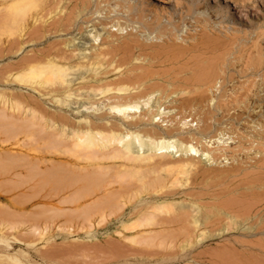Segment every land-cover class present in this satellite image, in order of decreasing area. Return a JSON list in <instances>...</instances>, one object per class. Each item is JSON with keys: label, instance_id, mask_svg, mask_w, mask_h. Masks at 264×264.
Returning a JSON list of instances; mask_svg holds the SVG:
<instances>
[{"label": "rangeland", "instance_id": "1", "mask_svg": "<svg viewBox=\"0 0 264 264\" xmlns=\"http://www.w3.org/2000/svg\"><path fill=\"white\" fill-rule=\"evenodd\" d=\"M96 1L93 0L95 3L88 6L89 8L85 7L86 10H83L82 7L75 9L76 14L80 10L83 12H80L81 16L75 14L78 17L76 18L80 24L79 26H83V31L80 30L82 32H79L77 28L71 34H63V36L55 38L52 34L49 36V33H47L49 30L37 31V26L41 22H39V16L53 10H51L53 4L50 5L53 0H0V26H3L0 27V121H2L1 123L5 122L0 123V264H264V236L260 233L261 215L258 212L264 204V189L260 186H251L242 182V180L248 181L246 179L249 178L253 181L254 178L250 173L255 174L258 170L261 171L258 174L264 176V170H260L256 166L251 167L253 162L251 159L255 158L250 157L251 154L254 156L256 151L264 154V140L262 139L264 137V0H203L202 8L194 10V12L196 11L194 14L193 10L189 12L192 16L187 14L188 9H186L188 2L192 0H162L165 2L162 6L157 0H107L110 1L109 3L106 0V2L98 0V7L95 6ZM62 2L63 5L61 6L65 7L64 2L66 3V1ZM69 3L67 2L66 5H69ZM140 7H142L141 9L144 8L145 11H141ZM48 8L50 9L47 10ZM218 10L226 13L227 23L216 15ZM39 11L40 13H38ZM63 11H66V9L63 8ZM49 13L52 14L53 12ZM51 14L50 17L46 14L49 19L45 17V23H48V20L51 22L54 15ZM138 15L143 18L142 21ZM82 16H85L86 19ZM101 16L105 21L99 18ZM2 17L5 19H2ZM198 17L201 18L203 23L204 18L208 19L212 25L222 28V32L229 31L227 34H230L229 37L232 38V41L228 43L231 50H229L230 55L227 57L229 68L226 77L209 84L208 91L207 89L202 90L204 88H197L198 85H192V83L182 80L175 81L169 77L163 80L164 78L160 74L165 72L159 68H163L165 71L171 69L168 68L169 65L164 66L159 61L162 55L165 56L164 54L161 55L160 53L161 56L158 55V59L155 57L158 50L163 51L162 53L166 50L165 54L168 52L166 55L172 56L175 53L170 48L176 49L174 56L179 53H181L179 55H182V51L185 49L184 45L195 43L192 40L195 34L200 39L198 33L203 24H199L202 23L199 22L200 19L195 20ZM99 19L101 25L106 24L104 27L92 23H96ZM195 21H198V25H195L197 24ZM35 26L38 36L39 33L43 34L42 40H40L41 35L37 38ZM108 32L116 37L111 38V34ZM171 32L174 34L168 36L172 34ZM86 34L87 40L82 38V35ZM75 36H78V38ZM106 36L110 38L108 39ZM174 36L178 37L180 41ZM73 37L74 39H72ZM235 37L239 39L237 40ZM64 38H67V40ZM68 38L74 40L76 45L79 43V48L76 46L77 50L83 47V50H85V47L92 49L89 47L91 44L93 49L99 44L101 49H103V46H106V48L108 46V49H110L109 42L114 43L116 39L120 43L119 49L121 47L122 49L119 51L116 48L119 43L116 44V41L114 43L117 46L113 49V58L110 57L111 60L113 59L112 62L109 61L110 65L108 61H106L108 64L105 61L101 62L109 57L100 58L101 63L98 62L99 60L95 61L101 64L100 67L104 64L105 67L102 66L104 69L100 68L98 70V67H96V70H98L96 71L94 68L97 64L94 67L91 65L88 69L95 70L92 72L94 74L90 75L91 70H88L87 82L78 83L74 87L79 86L78 88H81V85L86 87L85 85L89 83L86 88L88 89L92 84L95 87L94 90H96L97 96H90V93H94L93 90L81 89L82 91L77 92V94H82L80 95L82 97L78 96V98L77 95L72 93V96L75 95L73 99L72 96L69 97V91H64V85L53 80L50 83L44 82L51 76L41 65L31 66L30 70L28 66H21L23 56L27 57V55L35 54V51L43 47L41 43L45 40H48L46 41L47 45L55 39L63 40L61 47L66 48V42H69ZM76 38L77 40H75ZM121 38L124 40H121ZM172 38H174L173 41ZM118 39L120 40L118 41ZM104 40L105 42L110 41L101 42ZM129 40V43H123ZM167 41L172 42L171 45ZM200 41L202 42V39L198 40V42ZM224 41L225 39L222 36L216 38L214 41L215 46L223 48ZM180 42L182 43L180 44ZM209 42L208 45H213L211 40ZM178 43L183 48H180ZM126 44L125 51L127 52L123 53ZM130 44L136 46H134L135 49H132L133 46L130 48L133 53L127 50ZM141 44L146 45L148 48L142 45L143 48ZM163 44L166 46L165 49L164 46L159 47ZM167 44L170 45H168L170 47L168 48L172 55L167 50ZM37 47L38 49H36ZM88 48L85 50L87 53L90 52ZM99 49L91 51L94 54L99 52ZM181 49L183 50L180 52ZM153 52L155 55H153ZM125 54L127 57L122 56L123 58L126 57L125 61L121 62L123 60L121 57V60L119 59L120 63L117 59L120 55ZM146 56L150 57L149 59L155 57L151 59L154 62L152 63ZM144 58L153 65L150 67V64L146 63ZM116 60L118 63L115 67H121L122 64L126 67L123 65L124 67L119 69L118 72L113 65V69L117 71L115 73L113 69L109 68L110 66L112 68V63L115 64L114 61ZM126 60L129 61L127 62L128 65H126ZM156 60L162 65H157L159 62ZM132 64L137 67L140 64L145 66L144 70L142 69L143 74L153 71V75L148 73L151 74L153 79L144 77L143 84H140L139 81L135 84L136 79L133 78L134 81L131 83L133 79L126 77V75L130 74L132 76L134 74L131 73L132 71L136 74L141 71L137 67L133 69ZM147 67L152 68V70L146 71ZM127 68L130 73L126 71ZM157 68L158 70H156ZM166 68L168 69L166 70ZM104 70L111 73L104 74ZM84 71L87 72V69ZM144 71L146 72L144 73ZM96 72L98 73L97 77L92 78ZM99 76L102 78L99 79ZM116 76L131 79L126 82L127 79L125 81L124 78H121L123 80L122 86L125 81L124 85L129 86V90L132 91L128 90L126 92L128 88L124 90L125 86L123 88L120 85V80L114 78ZM105 81L107 83L111 81L112 86L109 89L105 87L106 90L101 93L108 91L110 92H107L109 95L104 92L108 97L111 94L122 97L124 93L120 92L125 91V94L132 98H126L127 95H124L125 100H122L114 96L118 99H114L117 100L115 102L102 94L103 98L99 93L101 88L105 89L102 86L104 85L102 83H106ZM115 81L118 82L119 87L112 84L113 82L115 84ZM107 83L105 86L108 85ZM40 84L41 86H39ZM98 85L102 87L97 89ZM140 85L142 88H137ZM145 85H147L146 88ZM151 85H158V87L155 89V86L152 87ZM91 87L90 90L93 89ZM116 87L119 88H117V91L120 90V87L122 90L117 93L112 89ZM153 88L155 91L152 93L151 89ZM162 88H164L165 93H162ZM110 89L113 91H109ZM146 89L147 91L149 89L150 95L145 93L143 96L142 93L147 92ZM201 90L204 91L205 95L202 94ZM85 91L89 92V95ZM160 91H162L163 97ZM132 94L134 95L132 96ZM159 95L161 99L163 98L162 100L159 99ZM143 97H145L144 101H140V98L143 99ZM147 98L150 101L146 100ZM36 100L39 102L35 103ZM119 100L125 101L123 105L132 102V105L129 106L130 111H127L129 114H126L130 121L135 122V118L140 116L139 119L141 120L151 113V118L146 116L148 119L150 118V121L144 118L145 121L142 119L143 121H140V124L135 127H128L130 128L128 129L123 125L126 120L121 115H114L110 109H107L115 105L112 104L113 101L116 105H120ZM4 101L7 102V106L5 105L3 109ZM65 101L69 103L72 101V105ZM74 101L79 104H74ZM109 102L112 105H109ZM134 103L137 106L134 107ZM27 107H32V109ZM84 107L86 108L82 111ZM149 107H152L153 113L151 109L149 110ZM145 111L146 113H144ZM154 111L156 114H154ZM112 119L115 120L116 124L119 122L120 126H123L121 132H138L140 129L144 130L147 127V130H149L153 127L155 131L153 129H150V131L144 130L146 134L150 133L144 138L141 136L145 133H140V139H146L148 135L150 137L148 136L147 139H151L152 136L156 135L153 132H160L157 134L161 135L164 141L170 143L172 153L166 155L168 156L166 160H164L166 156L164 159L157 156L154 161L133 159L123 152L117 153V156L112 159H104L100 158L95 139L82 134L79 137L74 135L75 130L87 128L84 127L86 121L110 124L113 123ZM118 130L120 131V127ZM143 130L139 132H143ZM151 130L153 131L152 134ZM115 131L117 132V129ZM233 132L232 136L231 133ZM135 134L139 135V133ZM161 136H158V138ZM155 137L154 140L158 139ZM221 137L224 139L223 144H221V141H223ZM226 137L230 138V140L227 139L228 142L225 141ZM247 137L250 142L253 140L254 144H249ZM257 137H260V139H257L255 143L254 139ZM160 140L158 139V141ZM240 140L242 141L240 142ZM234 141L240 143L239 145L242 143V148L247 142L246 146L249 144L254 147L251 148L253 149L251 153L250 151L248 153L246 149L247 153L242 152L244 148L241 150V153L246 154H240V159L243 160L248 155L251 158L248 161L246 157L244 160H247L248 163L244 161L242 164V161L241 165L243 166L240 165V159H237L240 150L239 153L237 151V154L235 147L232 146H238ZM230 142L232 143L230 144ZM225 143H229L228 145L233 148L229 152L234 150L233 154L235 152L237 158L228 152L229 146ZM224 144L228 148L222 146ZM246 146L244 145L245 148H247ZM221 147L232 154L226 155L233 156L238 161L234 160L235 158L228 159L227 156L222 155L223 149ZM241 147L240 149H242ZM236 149L238 150L239 147ZM148 150L147 146H143L139 148L138 152H135V155L148 154L150 151ZM237 162H239V165ZM164 163L168 164L164 166ZM232 164L235 167L234 165L232 167ZM236 166H239V169ZM211 167L216 168V170L213 171ZM228 167L234 168V173L237 168L236 173H238L232 174L233 171L228 169L231 173L225 171L224 181L220 180L221 183L218 182L219 180L217 181L216 178H220V176L218 177L216 171ZM241 167H243L242 170H240ZM200 168H206L209 172L213 171L212 176H206V178H209L208 182L204 178L205 175L203 176L207 171L205 172L203 169L199 174ZM245 171L248 172L246 177H244ZM209 172L208 174L211 175ZM220 174L222 176L223 173ZM241 174L244 175V178L241 177ZM258 174L253 176L257 178ZM226 175L231 178L226 177ZM238 177L241 179L239 180ZM211 178L218 183L214 185ZM230 179L231 182H229ZM225 180L227 181L225 182ZM240 181L242 184L236 185ZM252 181L249 179L248 182L253 183ZM227 182L230 184H226ZM203 185H209L210 189L208 186ZM213 186L217 188L214 189ZM233 186L239 188L241 186L242 194L245 190L246 195L241 196V193V195H238L241 189L239 190L236 187L233 190ZM206 188L207 190H205ZM248 188L251 190L255 188L254 193L253 190L250 191ZM217 189L219 193L212 195L213 192L216 194ZM220 190H223V193ZM224 190H226V193ZM228 192H231L232 195ZM218 194L220 196L225 195L220 197ZM190 195L192 197L189 198ZM233 195L238 196V200H235L239 206H234L235 203H232L235 202L234 198H236ZM222 202L231 203L232 208L237 210L228 215L230 217L232 215L233 217L238 216L237 218L234 217L236 218L235 222L233 221L234 223L226 215V217L218 216L219 219L222 217L223 220H218L216 217L215 228L210 227V224L201 227L195 225V223L200 225L201 221L199 220L201 218L204 219L208 216L209 220H214L213 217L220 215V203ZM198 208L199 211H197ZM247 208L252 211L246 213ZM190 210L191 213L186 215L193 217L189 219L187 217L186 221L184 218L183 221V217H186L185 211L190 212ZM257 212L260 216L256 215ZM197 213L198 216H196ZM180 214L185 216H182L181 219ZM201 214L206 217L204 215L201 217ZM178 215L180 218L178 217L176 224H165L164 226L165 218L171 219ZM196 218L200 219L195 220V223L191 222ZM161 219L164 222L160 221V225L158 220ZM180 219L182 224H179L181 223ZM220 221H222L221 224ZM155 222L160 226L154 227V225H151ZM140 223L141 226H145L139 227ZM193 224L197 227L194 228ZM217 224L221 226L219 225V227ZM252 225L253 227H251ZM125 226H129L130 229L126 227V229L128 228L126 231ZM228 228L230 229L228 230ZM161 230H166V232H160ZM154 232L155 235H165V233L171 235L170 233H174L177 234V237L173 238L171 235L168 238H158L156 236V239H149L154 235L149 236L148 234ZM201 234H204V236H201ZM198 253L199 257H197Z\"/></svg>", "mask_w": 264, "mask_h": 264}, {"label": "bare ground", "instance_id": "2", "mask_svg": "<svg viewBox=\"0 0 264 264\" xmlns=\"http://www.w3.org/2000/svg\"><path fill=\"white\" fill-rule=\"evenodd\" d=\"M43 1V0H42ZM49 1H51V0H49ZM62 1H66V3L68 2H70L69 3V5H68V7L67 8H65L67 5H66V3L64 2V4H65V7H63V6H61V5H63V4H61V3H63ZM98 1V0H97ZM96 1V7H98L97 5H99L98 3L99 2H97ZM100 1H102V0H100ZM105 1V0H104ZM107 1V0H106ZM105 1V2H106ZM157 1H159V3L161 4V6L162 5H164L165 4V2L164 1H162V0H157ZM110 1H107V3H109ZM51 3L53 4V5H51ZM92 3H95V2H93V0H53V2H50V5L52 6H50L51 7V10L52 11H49V12H53L52 14H54L53 15V18L51 19V22H49V20H48V23H45L44 22V20L47 18V19H49V17H50V14L51 13H47V12H45L44 10H41V11H43V12H45V13H43V15H45V16H39L40 18V20H39V24H38V26H37V31H46V30H49V32L47 31V33H49V36H50V34H52V35H54V37L55 38H58V37H60L61 35L63 36V34H65V35H68V34H71L72 33V31L74 30L75 31V29H77L78 28V30H79V32H82L83 30H82V28H83V26L82 27H80L79 25V22H78V20H77V16L80 14V12H81V10L79 11V12H77V14H76V12H75V9H78V7H82V8H84L83 10H86L85 9V7H88V6H90ZM203 3H204V1L203 0H192V1H189L188 2V4H187V8L186 9H188V15H190V16H192L191 15V13H189L190 11L192 12V10H193V14L196 12H194V10H199L200 8H202L203 7ZM47 4H49L48 2H47ZM47 4H46V6H47ZM178 4H181V3H178ZM93 5V4H92ZM45 6V7H46ZM44 7V8H45ZM152 7V6H151ZM63 8L64 9H66V11H63ZM89 8V7H88ZM142 7H140V9H141ZM184 8H185V6H184ZM50 8H48L47 10H49ZM80 9V8H79ZM144 9V8H143ZM143 9H141V11H145V9L143 10ZM78 11V10H77ZM100 11V10H99ZM157 11V10H156ZM75 12V13H74ZM38 13H40V11L38 12ZM81 13H83V12H81ZM46 14H48V16L49 17H47L46 16ZM51 14V15H52ZM77 16H76V15ZM6 15V14H5ZM41 15V14H40ZM142 16H143V14H141ZM216 15L217 16H219V18L220 19H222L223 20V22H228V18H227V15H226V13H224V11H222V10H218V11H216ZM80 16H81V14H80ZM97 16H99V15H97ZM139 17H141L140 15H138ZM3 17H5V16H3ZM2 17V19H5V18H3ZM8 17V16H7ZM46 17V18H45ZM77 17V18H76ZM84 17V19H86L85 18V16H82V18ZM99 18H101L102 19V16L101 17H99ZM104 18H106V17H104ZM142 18V17H141ZM140 18V20L142 21L143 20V18L141 19ZM167 18V17H166ZM169 19V18H168ZM201 20V18H199L198 17V19H196L195 18V20ZM205 19V21H204V23L202 22V20L200 21L199 20V22H202V23H199V24H203L202 25V27H201V29H200V31H199V29H198V31H199V35H200V39L198 38V35H196L195 34V37H192V40H194V42L195 43H189V45H187V46H183V47H185V49H184V51H182L183 49H181L180 50V52L182 51V55H179V54H181V53H179V51H177L179 54L177 55V56H174L175 54H176V52H175V50L176 49H172V48H170L169 46L171 45L170 43H172V42H168L167 41V43H169V44H167V48L169 47L170 49H171V51L173 50L174 51V53L175 54H173L172 55V52H170L169 51V48L167 49L169 52H170V54L172 55V56H169V55H166V54H168V52L165 54V51L166 50H164V53H162L163 51H161L160 52V50H158V51H156V55L154 54V52H153V55H155V57H156V59H158L159 57H158V55H160V53H161V55L162 54H164L165 56H161L160 58H161V60L159 59V61L164 65V66H168V68H170L169 70L170 71H168L167 69L168 68H166V70L167 71H165L163 68L161 69V68H159L160 70H162L163 72H165V73H159L160 75H161V77H163V78H161V79H163V80H166L167 79V77H169V78H171V80L173 79V80H175V81H179V80H182V81H184V82H188V83H192V85L193 84H195V85H198L199 87H197V88H200V89H202V88H204V89H202V90H205V89H207V91H208V88L207 87H209V84H212V83H214L216 80H218V79H220V78H225L226 77V74H227V70H228V68H229V63H228V59H227V57L230 55L229 54V50H231V46L228 44L229 42H231L232 41V38H230L229 36H230V34H227V32H229V31H226V32H222V28H217L216 26H214V25H212L211 23H210V21L208 20V19H206V18H204ZM83 20V19H82ZM96 20H98V19H96ZM96 20H94V21H96ZM103 20V19H102ZM46 21V20H45ZM99 21H100V19H99ZM99 21H96V23L95 22H92V23H94V25H96L97 24V26H98V24L100 25L99 27H101V26H105L106 24L105 23H103V24H105V25H101L102 23H101V21L99 22ZM103 21H105V19L103 20ZM37 22H38V20H37ZM88 22H90V21H88ZM197 22V24H195V25H198V21H195V23ZM80 23H81V21H80ZM91 23V24H92ZM5 24V23H4ZM3 24V25H4ZM48 24V25H47ZM82 24H83V22H82ZM86 25H87V23H85ZM84 24V25H85ZM36 26L34 27V29L36 28ZM88 26V25H87ZM0 27H3V26H0ZM92 27V26H91ZM94 27H96V26H94ZM81 28V29H80ZM85 28V27H84ZM87 28V27H86ZM96 29V28H95ZM196 29V28H195ZM78 30H77V32H78ZM80 30H82V31H80ZM86 30V29H85ZM91 30H94V29H91ZM197 30V29H196ZM35 31H36V29H35ZM36 31V32H37ZM96 31V30H95ZM223 31H225V30H223ZM51 32V33H50ZM42 33V32H41ZM46 33V32H45ZM47 33H46V35H47ZM84 33V32H83ZM85 33H86V31H85ZM108 33H110V32H108ZM172 33V32H171ZM77 34V33H76ZM75 34V35H76ZM100 34V33H99ZM98 34V35H99ZM111 34V33H110ZM129 34V33H128ZM174 33H172V34H170V35H168V36H172ZM40 33H39V36H38V32H37V38H39L40 37ZM43 35V34H42ZM41 35V38H40V40H42L43 38V36ZM79 35V34H78ZM101 35V34H100ZM99 35V36H100ZM112 35V34H111ZM110 35V37L111 38H113L114 36L112 35L111 36ZM87 36V34L86 35H82V38H87L86 37ZM97 36V35H96ZM128 36V35H127ZM194 36V35H193ZM203 36V37H202ZM223 37L224 39H225V41H224V47L223 48H219V47H217V46H215V43H214V41H215V39L216 38H218V37ZM36 37V36H35ZM48 37V36H47ZM52 37V36H51ZM50 37V38H51ZM75 37H77L78 38V36H75ZM89 37V36H88ZM95 37V36H94ZM107 38H108V36H106ZM109 37V38H110ZM116 37V36H115ZM114 37V38H115ZM36 38V39H37ZM53 38V37H52ZM77 38L75 39V40H77ZM91 38V37H90ZM99 38H101V37H99ZM107 38H105V39H107ZM108 38V39H109ZM117 38H119V37H117ZM122 38H124V37H122ZM121 38V40H124V39H122ZM168 38V37H167ZM174 38H177L178 39V37H176V36H174ZM174 38H172V41H173V39ZM190 38V37H189ZM203 38H204V41H203ZM206 38V39H205ZM236 38V37H235ZM47 39V38H46ZM62 39H63V37H62ZM64 39H66L67 40V38H64ZM71 39V38H70ZM72 39H74V37L72 38ZM69 40V38H68V40H69V42H66V48H62L61 47V45H63L62 44V41H60V39H55L54 41H52V42H50L49 43V45H47V43H46V41H48V40H45V42H43V43H41V45H43V47H40V49H38V47L36 48V49H38L37 51H35V54H30L31 56H28L27 55V57H25V56H23L24 58H23V61H21V66H28V67H30L29 68V70L31 69V66L33 67V66H35V65H41L42 67H43V69L44 70H46L49 74H50V78H48L47 80H45L44 82L45 83H50V82H52V80L53 81H56V82H58V83H60V84H62V85H64V91H69L70 93H69V97H71L73 94H75V95H77L76 97H82V96H80V95H82V94H77V92L79 93V91L81 92L82 90L81 89H85V90H89V91H94V93L92 94V93H90L91 95L90 96H97V94L95 93L96 92V90H94L95 89V87H93L92 86V84H91V88H93V89H91L90 90V87L88 88V89H86L87 88V85H89V83L87 84V85H85V83L87 82V77H88V75H87V73H88V70H91V69H88V67L90 68L91 67V65L94 67V65L95 64H97L96 66H95V70H96V67H98V70L100 69V68H103L104 69V64L102 65V66H104V67H100V65L101 64H99V63H103V61H105V63H107L106 61H108V63H109V65H110V60H111V58L110 57H112L113 58V54H114V48L117 46L116 44H118L119 42H117L116 40V44H114L115 43V41H114V43H111V42H109V46H110V49H108L109 47L107 46V48H106V46H103L102 44H101V46H103L102 48L103 49H106V50H103V49H101V47H100V44L99 45H94L95 47H97L98 49H99V52H97V53H94L93 54V52L91 51V50H93V51H95V49H96V51L98 50L97 48H95L94 47V49H93V45L91 46V45H89V47H91L92 49H90V48H88V47H85V50H86V48H88V49H90V52L92 53H90V52H86L85 50H83V48L82 49H78L77 50V47H78V45H79V43L76 45L75 44V41L74 40ZM84 39V40H85ZM95 39H96V37H95ZM101 39H103V38H101ZM127 39V38H126ZM176 39V40H177ZM181 39V38H180ZM202 39V42L200 41V42H198V40H201ZM237 40L239 39V38H236ZM65 40V41H66ZM79 40V39H78ZM87 40V39H86ZM91 40V39H90ZM98 40V39H97ZM111 40V39H110ZM110 40H107V41H110ZM120 39H118V41H119ZM128 40V39H127ZM169 40V39H168ZM170 40H171V37H170ZM212 41L213 42V45L211 44V45H208V44H210V42L209 41ZM236 40V41H237ZM38 41V40H37ZM51 41V40H50ZM82 41V40H81ZM95 41V40H94ZM106 41V42H107ZM178 41H180L179 39H178ZM181 41H184V40H181ZM190 41H191V39H190ZM86 42V41H85ZM99 42H100V40H99ZM101 42H105V40L104 41H101ZM105 42V43H106ZM121 42V41H120ZM123 42V41H122ZM130 42V40L128 41V42H126V41H124L123 43H129ZM209 42V43H208ZM12 43H14V42H12ZM12 43H11V45H12ZM15 43H17L16 41H15ZM14 43V44H15ZM64 43V42H63ZM72 43H74V44H72ZM122 43V44H123ZM182 42H180V44H181ZM13 44V45H14ZM179 44V43H178ZM179 44V46H180V48L182 47L181 45ZM119 45H120V43L118 44V47H116L117 48V50L119 51V50H121L122 49V45L120 46L121 48L119 49ZM124 45V44H123ZM131 45V44H130ZM129 45V47L127 48V50L128 51H130V52H132V49H135L134 48V46L133 45H131L130 46ZM138 45H140V44H138ZM138 45H137V47H138ZM143 44H141V46H142ZM169 45V46H168ZM65 46V45H64ZM63 46V47H64ZM77 46V47H76ZM87 46V45H86ZM126 46H127V44L125 45V47L123 48L124 49V51H125V48H126ZM132 46H133V48H132ZM144 46V45H143ZM142 46V47H143ZM164 46V49H165V45L163 44V45H159V47H163ZM105 47V48H104ZM136 47V46H135ZM144 47H146V45L144 46ZM143 47V48H144ZM182 47V48H183ZM79 48V47H78ZM130 48H132L131 50H130ZM140 48V47H139ZM146 48H148V47H146ZM87 49V50H88ZM142 49V48H141ZM116 50V49H115ZM138 50H140V49H138ZM137 50V51H138ZM177 50H179V49H177ZM240 50V49H239ZM89 51V50H88ZM142 51V50H141ZM113 52V53H112ZM116 52V51H115ZM127 51H125V52H123V53H126ZM158 52V53H157ZM120 53H121V51H120ZM119 53V54H120ZM133 53V52H132ZM132 53H131V55H132ZM108 54H110V55H108ZM117 54V53H116ZM129 54V53H128ZM127 54V55H128ZM144 54H146L145 52H144ZM150 54V53H149ZM103 55V56H102ZM118 55V54H117ZM116 55V56H117ZM151 55V54H150ZM105 56V57H104ZM122 56H126V54L125 55H120L119 56V58H118V56H117V60L119 61V59L122 57ZM102 57H104V58H102ZM110 59H109V58ZM127 57V56H126ZM126 57H122L123 58V60H121V62H123V61H125L124 59L126 58ZM129 57V56H128ZM147 57V56H146ZM154 57V58H155ZM179 57V58H178ZM100 58H102V59H105V58H108V59H105V60H102L101 62H100ZM148 59L150 58V57H147ZM154 58H151V59H154ZM128 59V58H127ZM130 59V58H129ZM145 59V61H146V58H144ZM143 59V60H144ZM151 59H149L151 62H152V60ZM22 60V59H21ZM99 60V61H98ZM113 60V59H112ZM112 60H111V62H112ZM114 61V63L115 64H113L112 63V68H111V66H110V68L109 69H113V65H114V69H117V71L119 70V69H122V67H124L125 65L124 64H120L121 65V67H119V66H116L115 67V65H117L116 63H118V61ZM95 61H98L99 63H97V62H95ZM157 62H159L158 60H156ZM120 62V61H119ZM120 62V63H121ZM127 62H129V61H127L126 60V63ZM131 62V61H130ZM148 62V64H150L149 63V61H146V63ZM154 62V61H153ZM152 62V63H153ZM156 63L155 62V64H157V65H159V64H161V63ZM107 63V64H108ZM143 64V63H142ZM161 64V65H162ZM99 65V66H98ZM124 65V66H123ZM126 65H128V63L126 64ZM133 65V64H132ZM132 65H130L131 67H132ZM141 65V64H140ZM140 65H138L139 67H137L136 65H133V69H135L136 67H137V69L139 68V69H141V71H142V69L144 70V67L145 66H142L141 68H140ZM145 65V64H144ZM147 65V64H146ZM151 65H153V64H150L149 66L151 67ZM108 66V65H107ZM107 66H106V68H107ZM118 67V68H117ZM126 67V66H125ZM128 67V66H127ZM135 67V68H134ZM87 69V72L86 71H84L85 69ZM165 68V67H164ZM84 69V70H83ZM109 69L107 68V70L109 71ZM113 69V70H114ZM131 69V68H130ZM129 69V70H130ZM136 69V71H138ZM94 70V71H95ZM98 70H96V71H98ZM107 70H104V74H108V73H111V72H107ZM113 70H111L112 72H113ZM146 71L147 70H152V68H150L149 69V67H147L146 69H145ZM156 70H158V68L156 69ZM159 70V71H160ZM94 71H90L89 73H90V75L91 74H94V73H92V72H94ZM106 71V72H105ZM115 71V73L117 72L116 70H114ZM125 71V70H124ZM126 71H128V68H127V70ZM139 72V74H136L135 72H131V73H134L132 76H130V74H127L126 72V77L128 76V78H135L136 80H135V84L139 81V83L141 84L143 81H144V77H151V74H148V73H152V75H153V71H149L148 73L146 72V71H144V73L145 74H143V71L142 72ZM161 71V72H162ZM119 72V71H118ZM123 72V71H122ZM129 72V71H128ZM157 72V71H156ZM155 72V74H157ZM88 73V74H89ZM114 73V72H113ZM130 73V72H129ZM141 73V74H140ZM120 74H121V72H120ZM158 74V75H159ZM89 75V76H90ZM97 75H98V73L96 72V74L95 75H93V77L92 78H96L97 77ZM103 75V74H102ZM125 75H124V77H125ZM158 75H156L157 77H159ZM120 76V75H119ZM119 76H116V77H114L115 79H118V80H120V85L122 86V82H123V80L121 79V78H124V77H119ZM154 77V76H153ZM156 77V78H157ZM102 77L101 76H99V79H101ZM106 78V77H105ZM166 78V79H165ZM114 79V80H115ZM126 79L127 78H124V80L126 81ZM138 79H141V80H138ZM143 79V80H142ZM151 79H153L152 77H151ZM122 80V81H121ZM131 79H127V81L126 82H129ZM84 81H86L85 83H84V85L86 86V87H82V85H81V88H78V87H76V88H74L75 87V85H77L78 83H83ZM109 81V80H108ZM125 81H124V84H125ZM133 81H134V79L131 81V83H133ZM141 81V82H140ZM43 82V83H44ZM106 82V81H105ZM145 82H146V80H145ZM156 82V81H155ZM158 82V81H157ZM171 82H173V81H171ZM181 82V81H180ZM179 82V83H180ZM107 83V82H106ZM106 83H102V84H104V85H102V86H104V88L106 87V88H110L112 85H111V81L109 82L110 83V85H109V83H107L108 85L107 86H105V84ZM138 83V84H139ZM113 85H117L118 84V82L116 83V81H115V84H114V82L112 83ZM123 84V86H125ZM127 84V83H126ZM137 84V85H138ZM143 84V83H142ZM120 85H117L118 87L120 86ZM175 85H176V83H175ZM179 85V84H178ZM181 85V84H180ZM39 86H41V84L39 85ZM102 86H99L98 85V87H96L97 89L99 88L100 89V87H102ZM122 86V87H123ZM146 86L147 85H145V88H146ZM152 87L153 86H155L154 88L156 89V87H158V85H151ZM187 86H188V84H187ZM118 87H116V88H112L114 91H116L117 93H118V91L120 92L122 89H121V87H120V90H118L117 91V88ZM141 87V85L139 86V87H137V88H140ZM151 87V88H152ZM78 88V89H77ZM106 88L105 89H103V88H101V91H100V95L102 96V94L104 95L105 93H107L108 91H104L103 93H101L103 90H106ZM124 88V87H123ZM126 88H128L127 90H126V92L129 90V86H125V88H124V90L126 89ZM142 88V87H141ZM149 88V87H148ZM153 88V89H154ZM119 89V88H118ZM153 89H151V91H152V93H153V91H155V89L153 90ZM163 89V92L162 91H160V93L162 92V93H165L164 92V88H162ZM113 90H109V91H113ZM142 90V89H141ZM201 90V92H202V94H204L203 92L204 91H202ZM130 92L132 91V90H129ZM146 91H147V89H146ZM75 92V93H74ZM84 92V91H83ZM125 91H123V92H120V93H124L123 94V96L120 98V97H118L117 95H114V96H117L119 99H122V100H125V96L124 95H127V97L126 98H130L129 96H128V94H125L126 93ZM139 92H140V90H139ZM138 91H136V93L137 94H139V95H141L140 93H139ZM150 91H149V89H148V91L147 92H143L142 93V95L144 94L145 95V93H146V95H148L147 93H149ZM73 93V94H72ZM85 93L87 94V95H89V92H86L85 91ZM97 93H98V91H97ZM108 93H110V92H108ZM107 93V94H108ZM129 93V92H128ZM135 95H136V93L135 92H133ZM155 93V92H154ZM159 93V94H160ZM161 93V94H162ZM205 93H206V91H205ZM134 94H132V96L134 95ZM160 94V95H161ZM201 94V95H202ZM75 95L74 96H72L73 97V99H74V97H75ZM109 95V94H108ZM142 95H141V97H142ZM143 95V96H144ZM149 95H150V93H149ZM160 95H159V99L160 100H162L161 98H160ZM205 95V94H204ZM204 95H202V96H204ZM68 96V95H67ZM90 96H87L88 98L90 97ZM107 95L105 94V97H106ZM113 95L111 94V96L110 97H108V98H110V100H114V99H117L116 97H112ZM130 96H131V94H130ZM137 96V95H136ZM166 96V95H165ZM78 97V98H79ZM103 97V96H102ZM101 97V98H102ZM123 97H124V99H123ZM147 97V96H146ZM162 97H163V94H162ZM29 98V97H28ZM77 98V99H78ZM91 98V97H90ZM92 98H94V97H92ZM104 98V97H103ZM108 98H106V99H108ZM112 98V99H111ZM132 98V97H131ZM130 98V99H131ZM138 98V97H137ZM144 98L145 97H143V99L142 98H140V101L141 100H143L144 101ZM149 98H150V96H149ZM168 98V97H167ZM203 98V97H202ZM30 99V98H29ZM38 99V98H37ZM67 100H68V98H66ZM72 99V98H71ZM70 99V100H71ZM136 99V98H135ZM158 99V100H159ZM165 99V98H164ZM66 100V101H67ZM81 100V99H80ZM109 100V101H110ZM118 100V99H117ZM116 100V101H117ZM121 100V101H122ZM129 100V99H128ZM137 100V99H136ZM146 100H149L150 101V99H146ZM152 100V99H151ZM159 100V101H160ZM65 101V102H66ZM115 101V100H114ZM113 101V102H114ZM115 101V102H116ZM120 101V100H119ZM119 102L120 103V105H116V103H113L112 102V104H115V105H113L111 108H107V109H110V111H111V113H113L114 115H121L122 117H123V119L124 120H126L125 122L124 121H122V122H124V126H126L127 128L128 127H135L136 125H138V124H140L141 122L140 121H143L142 119H144V118H147L148 116H150L151 115V113H149V110L152 108V107H149V110L147 109V111H148V113L150 114V115H146V116H144V118H142L141 120L139 119L140 117H138V118H135V122H133L132 120L130 121L129 119V117L126 115V114H129V113H127V111L129 112L130 110V107L129 106H131L132 105V102H128L127 104H124L123 105V102H125V101H122V102ZM130 101V100H129ZM132 101V100H131ZM142 101V102H143ZM149 101H148V103H149ZM153 101V100H152ZM5 103H4V106H3V102L1 103V105L3 106V109H4V107H5V105H6V101H4ZM39 101L38 100H36L35 101V103H38ZM127 102V101H126ZM147 102V101H146ZM146 102H144V103H146ZM32 103V102H31ZM66 103H69V102H66ZM65 103V104H66ZM72 103V101L69 103V105H72L71 104ZM76 103V101H74V104ZM78 103V102H77ZM76 103V104H77ZM111 102H109V105H112V104H110ZM147 103V104H148ZM33 104V103H32ZM79 104V103H78ZM118 104V103H117ZM29 105V104H28ZM34 105V104H33ZM37 105V104H36ZM39 105V104H38ZM7 106V105H6ZM30 106V105H29ZM82 106V105H81ZM134 107L135 106H137V104L136 103H134V105H133ZM199 106H200V104H199ZM83 107V106H82ZM122 107H124V108H122ZM27 108H29V107H27ZM31 109H32V107H30ZM29 108V109H30ZM79 108H80V106L78 107V110H79ZM85 108L86 107H84V109L82 110V111H84L85 110ZM122 108V109H121ZM6 109V108H5ZM75 109H77L76 107H75ZM88 109V108H87ZM104 109V108H103ZM133 109V108H132ZM100 110V109H99ZM98 110V111H99ZM152 110V109H151ZM157 111V110H156ZM152 113H153V110L151 111ZM144 113H146V111L144 112ZM154 114H156V112L154 111ZM162 114V113H161ZM124 115V116H123ZM145 115V114H144ZM104 116V115H103ZM152 116V115H151ZM151 116H150V118H151ZM155 117V116H154ZM104 118H106V117H104ZM150 118L148 119V121H150ZM96 119H98V118H96ZM102 119V118H101ZM117 119V118H116ZM136 119H138L137 121H136ZM109 120H111V119H109ZM113 120V119H112ZM146 119H144V121H145ZM147 121V122H148ZM2 121H0V123H1ZM104 122V121H103ZM113 123H110V124H107V123H101V122H84V124H86L84 127H87L86 129H84V130H75L74 131V135H76L77 137H79L80 136V134H82V135H84V136H86V137H90V138H92V139H95L96 140V142H97V145H98V151H99V153H100V158H108V159H112V158H114V157H116L117 156V153H119V152H123V153H125L127 156H129L130 158H133V159H141V160H145V161H154V159L157 157V156H159V157H162L163 159L165 158V156L166 155H168V154H170V153H172V151L173 150H170L171 149V146H170V143L169 142H167V141H164L163 139H162V136L161 135H158L159 133L158 132H153V131H155L154 130V128L152 127V128H150V129H153V131L151 130V134H152V132L154 133V134H156V135H158V136H161V137H159L158 138V136L157 137H155L156 135H154V136H152L153 138H151V139H153L152 141V144H151V139H147V138H149L150 136V133H147V134H149L148 136H147V138L146 139H140L141 137H146V131H144L145 129L147 130V127L143 130V129H140V130H143V132H129V131H126V132H121L122 130H121V128H123V126H120V124H119V122H117L118 124H116L115 123V120H113L112 121ZM3 123H5V122H3ZM3 123H1V124H3ZM144 124V123H143ZM147 124V123H146ZM151 124V123H150ZM185 124H187V123H185ZM202 125H203V123H202ZM4 126H5V124H4ZM120 127V131L118 130L119 129V127ZM148 126V125H147ZM186 126V125H185ZM204 126V125H203ZM118 127V128H117ZM137 128V127H136ZM167 128H169V127H167ZM117 129V132L115 131ZM128 129H130V128H128ZM139 129V128H138ZM150 129L149 130H147V131H150ZM157 131V130H156ZM135 133H139V135H136ZM140 133H145L144 135H142L141 136V134ZM158 133V134H157ZM232 134H234V132L233 133H231V135ZM259 134V133H258ZM261 134V133H260ZM236 136H237V134H235ZM234 135V136H235ZM257 135V134H256ZM255 135V136H256ZM141 136V137H140ZM223 136V135H222ZM233 136V135H232ZM235 136V137H236ZM254 136V135H253ZM252 136V137H253ZM154 137L155 138H158V139H161L160 141H158V139H155L154 140ZM231 138H233V137H231ZM243 138H245V137H243ZM251 138V137H250ZM220 139V138H219ZM221 139L223 140V141H221V144H223V142H224V139L221 137ZM227 139H229L230 140V138L228 137H226L225 138V141H227ZM234 139V138H233ZM246 139H248V137L246 138ZM257 139H260V137L258 138H256V139H254L255 141V143H256V141H257ZM263 140H264V137L262 138ZM150 142H149V141ZM158 141V142H157ZM236 141V140H235ZM234 141V142H235ZM239 141V140H238ZM242 140H240V142H241ZM247 141H249V144H254L253 143V140L250 142V140L248 139ZM215 142V141H214ZM213 142V143H214ZM228 142V141H227ZM233 142V143H234ZM246 142V141H245ZM245 142H243V143H245ZM217 143H218V141H217ZM232 142H230V144H231ZM235 143H237L238 144V142H235ZM248 143V142H247ZM247 143H245L244 145L246 146L247 145ZM215 144H216V142H215ZM219 145H220V143H218ZM217 144V145H218ZM225 144H227V143H225ZM222 145V146H225V148H228V146H226V145ZM240 144V143H239ZM238 144V146H236V145H232L233 147H235L234 149L236 150V153H237V151H238V153H239V150H240V153L237 155V157L239 156V158H237L236 157V154H235V152H234V154H233V151L234 150H231L232 152H229V150L230 149H233L231 146H229V148H228V152L229 153H232L233 154V156H235L238 160L240 159V154H246L247 152H246V150H248V153H249V151H250V153L253 151V149H251L253 146H250L249 144H248V146H246L247 148H245L244 147V145H243V148H244V150H243V148L241 147V145H242V143H241V145H239ZM259 144V143H258ZM143 146H147L148 148H149V153H148V151H147V153L148 154H143V153H141V154H139V155H135V152H138V150H139V148H142ZM250 146V147H249ZM231 147V148H230ZM239 147V149L237 150L236 148H238ZM240 147L242 148V149H240ZM222 148V147H221ZM224 148V147H223ZM222 148V149H223ZM254 148V147H253ZM185 150H186V148H185ZM241 150H243L242 152H246V153H241ZM252 150V151H251ZM255 150V149H254ZM179 151H180V149H179ZM227 150L225 149H223V151H222V155L224 154L225 156H227L228 157V159H232L233 158V156L232 157H229V155H232V154H229L228 152H226ZM224 152V153H223ZM226 152V153H225ZM256 154L253 156V154H251V158H255V159H251L250 157H248V156H246L247 157V159H248V161L251 159L252 161H250V162H252L251 163V167H253V166H256V168H259L260 170H264V154H261V153H259V152H255ZM226 154H229V155H226ZM167 157L168 156H166V158L164 159V160H166L167 159ZM234 157V158H235ZM242 157V156H241ZM245 157V158H246ZM233 158V159H234ZM236 158L234 159V160H236ZM243 158V157H242ZM244 158V159H245ZM163 159H162V161H163ZM242 160V159H240V165H241V162H242V164L244 163V161H246L247 162V160ZM161 160V159H160ZM238 160H236V161H238ZM202 161V160H201ZM200 161V162H201ZM236 161H235V163H236ZM165 162H168V161H165ZM239 162H237L238 163V165H239ZM249 162V163H250ZM169 163V162H168ZM168 163H164V166L165 165H167ZM230 163H233V162H230ZM234 163V164H235ZM248 163V162H247ZM157 164H158V162H157ZM234 164H232V167H233V165ZM246 164V163H245ZM162 165V164H161ZM249 165V164H248ZM241 166H243V165H241ZM162 167V166H161ZM231 167V166H230ZM230 167H228L227 169L226 168H221V169H223V170H220V171H222V172H220V171H216V174H218V177L220 176V178H222V179H220V178H216L217 179V181L218 182H220L221 183V181L220 180H222V181H224L223 179L225 178V175H224V173H225V171H227V172H229L230 170H228V169H231V171H233V173L232 174H237L236 173V171H238L237 170V168H236V170H235V173H234V168H230ZM234 167H235V165H234ZM236 167H238V169H239V166H236ZM249 167V166H248ZM162 168H164V167H162ZM212 169H213V171H214V169L216 170V168H214V167H211ZM242 168L243 167H241V169L240 170H242ZM255 168V167H254ZM161 169V168H160ZM204 169V171L206 172L207 171V173H205V174H203V176L205 175V179L207 180L206 182H208L209 180V178H206V176L207 177H209V176H212L213 175V171H212V173H210L209 172V170L207 169L206 170V168H203ZM202 168H200L199 169V174H200V172H202V170H203ZM210 169V168H209ZM225 169V170H224ZM233 169V170H232ZM245 170H246V168H244ZM248 169V168H247ZM217 170H218V168H217ZM258 170V169H257ZM231 171H230V173H231ZM244 171V170H243ZM248 171V170H247ZM247 171H245L244 173V175H242L241 177H246L247 176V174H248V172ZM256 171V170H255ZM208 172L211 174V175H209L208 174ZM218 172V173H217ZM223 173L222 174V176H221V174L220 173ZM241 172V171H240ZM239 172V173H240ZM258 172L260 173L261 171H256V175L258 174ZM242 173V172H241ZM250 173V172H249ZM252 173V172H251ZM250 173V175H252V178H254L253 179V181H252V179L251 178H249L250 179V181H252L253 183H251V182H248L249 181V179H246V180H248V181H244V180H242V182L243 183H245V184H250L251 186L252 185H254V186H260V187H262L263 189H264V176H262V175H259V176H256L257 178H255L254 176H255V174H251ZM215 174V175H216ZM220 174V175H219ZM231 174V175H232ZM223 175H224V178H223ZM254 175V176H253ZM202 176V175H201ZM233 177H234V175H232ZM240 176V175H239ZM215 177H217V176H215ZM226 177H230L229 175L227 176L226 175ZM243 177V178H244ZM231 178V177H230ZM237 177L235 176V179H236ZM239 178V180L241 179L240 177H238ZM242 178V179H243ZM175 180V179H174ZM174 180H173V183H174ZM204 180V179H203ZM202 180V181H203ZM211 180H213L212 178H211ZM228 180V179H227ZM227 180H225V182L227 181ZM232 180H233V178H232ZM200 181H201V179H200ZM205 181V180H204ZM203 181V182H204ZM215 180H213V182H214ZM235 181V180H234ZM211 182V181H210ZM218 182H214V185H215V183H218ZM229 182H231V179H230V181ZM229 182H227L226 184H230ZM241 182V181H240ZM240 182H237V184L236 185H241L242 184V182L240 183ZM248 182V183H247ZM197 183V182H196ZM235 183V182H234ZM239 183V184H238ZM200 184H202V183H200ZM200 184H198V185H200ZM207 184V183H206ZM225 184V185H226ZM244 184V186L246 187V185ZM195 185H197V184H195ZM212 185H213V183H212ZM212 185H210V186H212ZM216 185H219V184H216ZM220 185H223V184H220ZM249 185V187H251ZM203 186H206V185H203ZM208 187H209V185H207ZM206 186V187H207ZM238 186H233L232 188H233V190L236 188V187H238ZM253 186V187H254ZM214 187V189L215 188H217V187H215V186H213ZM220 187V186H219ZM218 187V188H219ZM256 187V189L258 190V188ZM199 188H201V187H199ZM205 188V187H204ZM239 188V187H238ZM209 189H210V187H209ZM220 189H221V187H220ZM231 189V188H230ZM241 189V186H240V188H239V190ZM250 191H252L253 190V193H254V190H255V188L254 189H250V188H248ZM204 190V189H203ZM205 190H207V188L205 189ZM232 190V191H233ZM237 190V189H236ZM239 190H237V191H239ZM243 190H244V188H243ZM208 191H210V190H208ZM222 191V193H223V190H220V192ZM231 191V190H230ZM236 191V192H237ZM241 191V192H240ZM239 191V194L238 195H241L242 194V189ZM245 191V190H244ZM243 191V193L244 194H242L241 196H243V195H246V193ZM190 192V191H189ZM201 192H204V191H201ZM201 192H199V193H201ZM212 192V191H211ZM224 192L226 193V190H224ZM234 192V191H233ZM232 192V193H233ZM235 192V193H236ZM187 193H188V191H187ZM193 193V192H192ZM205 193V192H204ZM217 193H219L218 192V189H217V192H216V194L213 192V193H211L212 195H217ZM221 193V194H222ZM228 193H230L231 194V192H228ZM241 193V194H240ZM168 194V193H167ZM194 194H196V193H194ZM207 194V193H206ZM210 194V195H211ZM169 195V194H168ZM199 195V194H198ZM219 195V194H218ZM223 195H225V194H223ZM222 195V196H223ZM229 195V194H228ZM232 195V194H231ZM236 195V194H235ZM235 195H233L234 197H236V198H234V201L235 202H232L233 204L235 203V205L234 206H236V205H238L239 206V204L236 202V200L235 199H237L238 198V196H235ZM165 196V195H164ZM184 196V195H183ZM208 196H209V194H208ZM220 196V195H219ZM222 196H220V197H222ZM226 196H227V194H226ZM166 197H168V196H166ZM185 197V196H184ZM187 197V196H186ZM189 198L190 197H192V195H190V196H188ZM194 197H195V195H194ZM198 197H201V196H198ZM232 197V196H231ZM195 198H197V196L195 197ZM219 199V198H218ZM223 199V198H222ZM224 199H225V197H224ZM223 199V200H224ZM232 199V198H231ZM195 200V199H194ZM213 200V199H212ZM216 200V199H215ZM238 200V199H237ZM240 201V200H239ZM213 203H214V201H213ZM237 203V204H236ZM217 205L219 204V203H216ZM208 205V204H207ZM214 205V204H213ZM232 204L231 203H228V202H222V203H220V207H221V209L219 210V213H220V215L218 214H216L217 216H215V218L217 217L218 218V216H224V217H226V215L228 216L229 214H232L233 212H235V211H237V210H234L235 208H232ZM162 207V206H161ZM160 207V208H161ZM217 207V206H216ZM254 207H256V206H254ZM251 208H252V206H251ZM257 208V207H256ZM196 209V208H195ZM248 209V208H247ZM250 209V208H249ZM247 210L246 211V213H249V211H252V210ZM197 211H199V208H198V210ZM256 211H258V210H256ZM256 211H255V213H256ZM184 212V211H183ZM182 212V213H183ZM194 212V211H193ZM196 212V211H195ZM201 212V211H200ZM218 212V211H217ZM239 212V211H238ZM258 212L260 213V215L258 214ZM257 212V214L256 215H259L260 216V219H261V221H260V224H259V228H260V233L264 236V204H262V206H261V208H259V211ZM181 213V214H182ZM189 213H191V210H190V212H187V211H185V215L186 214H189ZM202 213V212H201ZM252 213V212H251ZM180 214V216H181V219H182V216H185V215H181ZM202 215H204V214H201V217H202ZM207 215V214H206ZM180 216L178 215V216H175V218H169V219H167V218H165V220L167 221H165L164 222V220H158V222H159V224H160V221H163L164 222V226H165V224H173V223H175V222H177V220L180 218ZM191 215H189V217L186 215V217H183V221H184V218H185V221L187 220V217H188V219L189 218H192V217H190ZM196 216H198V213H197V215ZM177 217V218H176ZM179 217V218H178ZM200 217V218H201ZM204 217H206L205 215H204ZM230 216H228L227 218L230 220V219H232V222L238 217H236V216H234V217H236V218H234L233 217V215H232V217H230ZM253 217H255V216H253ZM258 217V216H257ZM199 218V219H200ZM212 218V217H211ZM214 217H213V219L214 220H209L208 219V216L206 217V218H201L200 220L198 219V218H196V219H194V220H192L191 222H194L195 220L197 221V219L199 220V221H201L200 222V225L199 224H197V223H195V225H198L199 227H201V226H206L207 224H210V227H212V228H215V225H216V220H217V218L215 219ZM259 218V217H258ZM164 219V218H163ZM179 220L181 223H179V224H182V220ZM223 220V218L221 217L220 219L218 218V220ZM251 219H252V217H251ZM178 221V222H179ZM188 221H190V220H188ZM225 221V220H224ZM223 221V222H224ZM231 221V220H230ZM221 222L222 221H220V224H221ZM235 222V221H234ZM233 222V223H234ZM236 222H237V220H236ZM199 223V222H198ZM218 223V222H217ZM229 223H231V222H229ZM176 224V223H175ZM178 224V223H177ZM178 224V225H179ZM220 224H217L218 226L220 225ZM152 226L154 225V227H156V226H160V225H157V223L155 222L154 224H151ZM237 225V224H236ZM142 226H145V225H142ZM141 226V223L139 224V227H142ZM209 226V225H208ZM218 226H216V227H218ZM221 226V225H220ZM219 226V227H220ZM126 227H128L129 228V226H125V229H126ZM136 227H138V226H136ZM193 227L195 228V227H197V226H194V224H193ZM251 227H253V225L251 226ZM127 228V229H128ZM204 228H207V227H204ZM257 228V227H256ZM127 229H126V231H127ZM130 229V228H129ZM220 229H222V228H220ZM224 229V228H223ZM226 229V228H225ZM230 228H228V230H229ZM249 229H251V228H249ZM211 230V229H210ZM217 230H219V229H217ZM227 230V231H228ZM130 232H131V230H129ZM162 231H165L166 232V230H161L160 232H162ZM214 231H215V229H214ZM157 232H159V231H157ZM209 232H212V231H209ZM223 232V231H222ZM224 232H226V231H224ZM172 236H173V238H176L177 236V234H174V233H170ZM227 234V233H226ZM149 236H153L154 235V237H150L149 238V236H147V238H149V239H156V236H158V238H168V236L170 237L171 235H169V233H165V235H163V234H157V235H155V232L153 233V234H148ZM160 235H161V237H160ZM167 235V236H166ZM176 236V237H175ZM200 236V235H199ZM201 236H204V234H201ZM210 236V235H209ZM209 236H207V237H209ZM206 239V238H205ZM232 240V239H231ZM196 254V253H195ZM264 254V253H263ZM195 256V255H194ZM197 256V255H196ZM197 257H199V253H198V256Z\"/></svg>", "mask_w": 264, "mask_h": 264}]
</instances>
